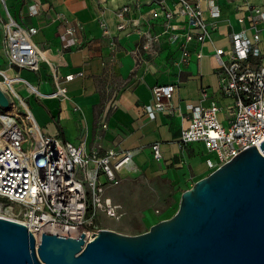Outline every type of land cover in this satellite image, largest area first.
<instances>
[{
	"label": "built area",
	"instance_id": "2783aa9c",
	"mask_svg": "<svg viewBox=\"0 0 264 264\" xmlns=\"http://www.w3.org/2000/svg\"><path fill=\"white\" fill-rule=\"evenodd\" d=\"M155 3L150 24L163 26V33L169 34L171 42L181 49L176 61L179 69L189 63L192 55L201 59L206 42L213 44L219 89L229 100L225 106L216 101L206 106L193 105L189 124L181 133V144L203 142L215 155L214 161L208 160L214 170L253 144L260 150V142L264 140V48L259 25L264 27V10L248 1L242 2L238 6L246 13L238 17L242 29L228 34V46H216L214 38L219 26L211 20L220 16L216 4L210 3L206 8L203 0H155ZM128 9L124 7L122 12ZM0 24L6 59L5 67L0 65V90L8 100L7 107L0 102V217L26 225L36 246L41 243L43 233L73 239L84 233L87 243L98 233L94 230L103 229L98 225L101 214L107 218L119 216V206L107 190L122 173L139 172L135 156L141 148L109 150L98 155L88 150L86 136L72 142L45 132L16 85L21 83L41 97L68 99L65 84L73 80L74 74L59 75L34 39L38 28L24 26L8 12L7 17L0 15ZM123 27L124 24L119 25ZM66 34L72 44H77L75 28H68ZM142 37L144 42L132 51L136 68L144 61V51L157 52L155 43L159 35L144 31ZM42 62H48L52 71L55 89L49 94L40 93L16 71L23 68L38 71ZM176 87L173 83L153 86L152 101L144 105L150 118L154 119L160 111L175 113ZM206 97L207 89L202 88V99ZM151 150L155 159L162 158L160 142L153 143ZM88 236L90 240L86 241Z\"/></svg>",
	"mask_w": 264,
	"mask_h": 264
},
{
	"label": "crops",
	"instance_id": "0c3cea01",
	"mask_svg": "<svg viewBox=\"0 0 264 264\" xmlns=\"http://www.w3.org/2000/svg\"><path fill=\"white\" fill-rule=\"evenodd\" d=\"M244 1L264 10V0H203L206 8L214 3L220 9L218 18H210L219 26L214 45L228 46V34L242 29L238 17L246 13L238 6ZM127 6L129 9L122 12ZM155 7V0H0V15L7 17L8 12L24 26L38 28L34 39L59 75L74 74L73 80L65 84L68 99L41 97L17 83L19 93L45 132L72 142L86 136L88 150L98 155L140 147L135 156L137 177L148 181L162 179L176 188L187 189L188 183H195L214 170L208 160H215L203 142L186 146L180 142L191 108L199 103L209 105L211 101L225 106L229 100L219 89L213 44L206 42L202 47L204 56L198 60L192 55L189 63L179 69L176 61L181 49L171 42L169 34L163 33V26L150 24ZM120 24L124 27L119 28ZM70 27L75 28L77 44H72L66 34ZM259 27L264 48V27ZM144 31L159 35L157 52L144 51V61L136 68L132 51L144 42ZM0 65H6L1 24ZM16 71L40 93L49 94L55 89L48 62H42L38 71ZM166 83L177 86L173 96L176 111H160L152 119L144 105L152 101L153 86ZM202 88L208 92L205 99ZM155 142L161 143L159 160L151 150Z\"/></svg>",
	"mask_w": 264,
	"mask_h": 264
},
{
	"label": "water",
	"instance_id": "95a60500",
	"mask_svg": "<svg viewBox=\"0 0 264 264\" xmlns=\"http://www.w3.org/2000/svg\"><path fill=\"white\" fill-rule=\"evenodd\" d=\"M260 150L197 180L173 216L136 235L103 228L86 243L84 233H43L36 246L26 225L0 217V264H264V140Z\"/></svg>",
	"mask_w": 264,
	"mask_h": 264
},
{
	"label": "rangeland",
	"instance_id": "374dc122",
	"mask_svg": "<svg viewBox=\"0 0 264 264\" xmlns=\"http://www.w3.org/2000/svg\"><path fill=\"white\" fill-rule=\"evenodd\" d=\"M134 175H120L118 181L108 188L107 193L119 206L117 218L100 215L98 225L117 232L136 235L147 231L153 224L170 218L179 207L182 192L194 183L185 187L171 185L157 179L148 181ZM103 182L105 178L102 177Z\"/></svg>",
	"mask_w": 264,
	"mask_h": 264
},
{
	"label": "bare ground",
	"instance_id": "6f19581e",
	"mask_svg": "<svg viewBox=\"0 0 264 264\" xmlns=\"http://www.w3.org/2000/svg\"><path fill=\"white\" fill-rule=\"evenodd\" d=\"M90 240V238H89V236L86 238V241H89Z\"/></svg>",
	"mask_w": 264,
	"mask_h": 264
}]
</instances>
